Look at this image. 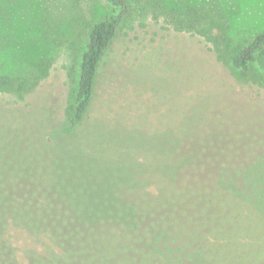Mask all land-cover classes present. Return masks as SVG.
Here are the masks:
<instances>
[{
    "label": "rangeland",
    "instance_id": "374dc122",
    "mask_svg": "<svg viewBox=\"0 0 264 264\" xmlns=\"http://www.w3.org/2000/svg\"><path fill=\"white\" fill-rule=\"evenodd\" d=\"M162 2L168 9L192 5L191 0ZM198 4L200 11L217 10L233 45L264 29V0ZM108 14L105 0H0V82L9 81V91L0 92L3 239L16 249L20 263H26L27 249L42 251L43 240L23 229L49 227L62 251L31 264H157L112 226L91 230L71 221L48 199L49 186L77 220L89 225L112 221L135 232L130 202L139 201L148 224L142 221L144 229L167 224L177 241L210 264H264V224L243 218L241 204L214 186L162 183L175 182L185 159L171 156L178 144L199 135L207 117L211 127L192 148L196 165L219 155L232 166L237 150L245 155L255 146L264 148V120L254 119L255 112L264 119V89L237 82L201 38L159 23L139 40L137 33L125 36L121 30L103 70L104 87L81 124L69 128L66 114L87 34ZM118 167L133 174L121 183ZM242 170L239 185L227 187L264 218V153ZM129 191L150 195L121 198ZM1 242L0 264H11Z\"/></svg>",
    "mask_w": 264,
    "mask_h": 264
},
{
    "label": "trees",
    "instance_id": "16d2710c",
    "mask_svg": "<svg viewBox=\"0 0 264 264\" xmlns=\"http://www.w3.org/2000/svg\"><path fill=\"white\" fill-rule=\"evenodd\" d=\"M162 1L105 0L109 8V14L103 20L90 27L85 49L80 58L73 105L71 110L66 114L69 128L73 129L81 124L95 101L96 92L101 87H104L103 81L105 73H103V70L107 68L112 52L111 49L119 37L121 30H123L125 36L128 32L137 33L134 37L136 40H139L143 37L142 33L147 32L152 27V24L159 23L165 26V30H173L178 33L198 36L208 45V52L213 53L218 61L225 63L229 67L237 82L243 85H257L264 89V29L257 32L245 43L233 45L227 28L215 13L217 10L208 11L206 9L200 11L198 9L199 0H191V6L183 5L181 8L170 9L166 8ZM212 2L214 3L215 0H212ZM144 57L147 58L148 55ZM6 82L9 83L8 80L0 82V92L9 91L5 87ZM112 86L117 90L121 89L117 88L119 86L117 84H112ZM34 89L35 87L23 95H19L17 98L18 103L23 102L25 100L24 96L30 94ZM227 101L224 104L228 103ZM229 103L232 104L230 100ZM254 114L256 115L254 118L256 121L264 120L256 112ZM207 118L199 126L198 136H203L201 133L202 130L207 131L211 127V121L209 122ZM194 135L189 136L183 143L178 144L173 155L171 152L166 151V153H171V157L179 153L182 156L180 160L185 159V162H180L182 165H179L180 171L174 183L169 184L166 181L162 183L172 187H180L182 185L214 186L218 191L226 194L230 200L232 199L241 204L243 218L249 220L256 218L264 224V218L258 210H255L250 204L231 192L227 187H232L233 185L231 183H236L237 186L239 185L237 181L241 179L240 175L245 164H248V162L258 156L260 152L264 153V148L255 146V149L248 151L245 155L241 150H237L238 158L232 166H229L227 161L220 162L221 157L219 155L214 158L215 160H209L210 163L205 162L202 165H196L195 160L192 159L194 157L192 148L197 143L196 138L198 136ZM209 154L210 151L207 155ZM128 174H133V172L130 171L129 173L125 168L120 167L116 171L118 180L121 183L123 182L122 179L129 177ZM194 178L197 181H194ZM156 180L162 181L159 177H156ZM46 188L49 193L48 199L56 201L58 207L70 217L71 221L82 228L87 227L91 230H95L103 225L112 226L117 231L123 232L132 238L133 242H135L133 246L135 251H141L143 256L148 257L149 260L157 264H210L205 261L202 255L194 252L192 249L185 248L183 243L177 241L171 228L167 224L164 226V224L156 223V226L153 228L146 227L144 229L142 221L145 218L140 214L139 201L137 203L130 202L135 209V232H131L118 222L100 221L95 225H89L86 222L77 220L74 214L52 193L49 186H46ZM132 194H141L140 196L143 197L150 195L145 192L129 191L121 193V198L126 199V196ZM7 220L9 221V219ZM144 224L146 226L148 225L146 224V219ZM153 224L154 222L151 221V225ZM23 230L30 234L43 236V240L40 241L42 251H35L32 248L27 249L25 252L26 263H20L15 256L16 249L8 241L3 239V234L0 231V241H2L1 244L8 252L7 261L9 263L31 264L35 258L55 256L62 251V244L57 240L51 228L48 227L37 232H31L27 229ZM247 238L246 236H242L241 241H246ZM45 241H48V243ZM237 243H240V241ZM242 243L237 245L240 246ZM256 249L257 247L254 246V250Z\"/></svg>",
    "mask_w": 264,
    "mask_h": 264
}]
</instances>
